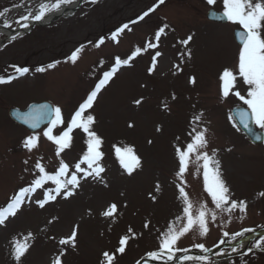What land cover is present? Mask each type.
I'll return each instance as SVG.
<instances>
[{
	"label": "rangeland",
	"instance_id": "obj_1",
	"mask_svg": "<svg viewBox=\"0 0 264 264\" xmlns=\"http://www.w3.org/2000/svg\"><path fill=\"white\" fill-rule=\"evenodd\" d=\"M55 2L0 0L1 4L21 5L7 9L0 16V25L17 29L25 23L21 16L35 14L41 3ZM153 5H157L154 11L143 20L138 19ZM213 8L222 11V0H216L214 5H209L207 0H164L162 4L158 0H85L70 17L34 27L32 32L15 39L0 38V76L15 77L9 83H0V206H5L20 187L37 178L38 169L34 167L37 161L51 173L62 159L69 164L70 174L87 147L85 134L74 129L70 147L57 156L56 145L43 136L46 127L27 131L9 116L10 108L50 101L62 110L65 123L53 130L54 135H59L103 72L112 68L115 59L128 58L137 47L144 49L129 64L118 67L98 93L93 107L87 110L95 117L93 130L103 140L100 164L104 171L100 177L82 178L72 196L58 195L43 208L35 201L43 198L44 189L26 196L17 215L0 225V264H16L11 255L12 240H23L29 232L32 233L28 241L30 248L21 264H51L61 250L65 253L62 264H100L103 251L115 253L124 235L131 238L125 252L116 253L115 264L153 259L147 254L158 250L160 234L182 214L183 204L176 187L180 181L175 175L178 171L175 146L189 141L188 133L194 126L207 129L208 150L210 154L211 149L217 150L216 159L231 198L245 201L246 209L236 208L231 213L215 209L204 191L202 170L198 173L197 164L190 163L184 174L189 198L194 207L207 203L217 215L215 221L209 217V232L205 236H200L198 231L190 232L178 241L177 247L202 251L194 245L203 243L212 249L236 243L264 229V195H261L264 143L252 144L229 119L233 107H247L234 95L235 91L246 95L247 85L237 76L232 92L223 97L219 80L225 68L238 72L241 46L233 33L241 27L232 22H210L207 14ZM125 24L128 28L113 39L112 33ZM161 27L164 32L157 41L155 32ZM189 35L192 39L187 45L182 44ZM101 38L104 42L97 46ZM149 42L156 47L146 48ZM81 46L83 49L73 63L68 57ZM153 57L155 67L149 72ZM49 64L55 66L49 68ZM12 66L29 71L19 75ZM41 67L45 70L37 71ZM191 77H195V84L190 83ZM136 100L141 103L135 104ZM195 115H201L197 124H193ZM158 126L161 131H157ZM33 134L39 137L38 146L29 151L23 141ZM124 145L134 146L141 158V166L132 174L123 169L115 155L114 146ZM45 188L54 189L55 185L47 181ZM112 203L117 205V212L113 217H105L102 213ZM73 228L77 229L75 247L60 245V239L69 236ZM241 232L243 235L233 238V234ZM261 237L253 238L248 246L232 253L230 247L220 248L207 262L189 256L192 259L175 264H264V246H256ZM261 243L264 245V241ZM153 260L163 264L171 261Z\"/></svg>",
	"mask_w": 264,
	"mask_h": 264
},
{
	"label": "snow or ice",
	"instance_id": "obj_2",
	"mask_svg": "<svg viewBox=\"0 0 264 264\" xmlns=\"http://www.w3.org/2000/svg\"><path fill=\"white\" fill-rule=\"evenodd\" d=\"M71 0H56L55 3L49 5L47 3H41L39 5L38 12L35 14L24 15L20 17V20L25 21L21 24V27L28 28L29 23L27 21L35 20L40 21L44 18L45 14L53 9H59L62 4L70 3ZM95 2V0H93ZM164 0H158V3L162 4ZM209 5H214L216 0H207ZM157 5H153L148 8L138 19L143 20L149 15L150 12L155 10ZM7 11V9L5 10ZM219 14L220 18L226 19L229 22L238 24L241 30L237 33L241 47L239 49L238 59V72L234 73L233 70L225 68L219 76L221 82V94L223 97H228L235 87L237 76L242 78L245 85H247L246 95H241L239 91H235L236 95L247 108H240L236 113L239 117V123L243 125L245 129L251 131L250 123L257 125L259 128L264 129V0H222V11L217 13L213 8L210 9V15ZM3 15V13H0ZM10 27V25H7ZM128 25H123L122 28H118L116 32L112 33V38L116 39L119 32H122ZM164 32V28L161 27L155 32V39L159 41L161 34ZM16 37L13 36L12 39ZM192 39L189 35L187 39L182 40L181 43L187 45ZM104 42L101 38L97 44ZM156 44L147 43L146 48H154ZM83 46L76 48L72 51L68 57L70 61L75 63L81 53ZM141 47L135 48L131 52V55L126 59L117 57L114 65L109 71L103 72L102 78L98 79L94 88L87 94L86 99L79 104L75 110L71 119L67 123V127L64 128L59 135H54L53 130L58 126L64 125V119L62 110L59 106H49L48 104H40L31 107L29 111L18 114V118L22 119L24 123L29 124L33 129L39 128L42 122L47 121V127L43 131V136L49 141H52L56 145V155L60 154L70 147L72 136L71 133L74 129H80L86 136L85 144L86 150L82 153L79 162L75 163V171L69 174V164L62 159L59 161L58 168L53 172H48L45 166L37 161L34 165L35 169H38V176L34 178L27 186L20 187L7 202L5 206H0V225H4L9 217H15L21 206L26 202V196L36 192L37 189H44L43 198L38 199L35 202L43 208L48 201H53L58 195H62L67 198L74 194L75 188L80 184L82 178L88 176H94L99 178L100 174L104 171L100 161L103 157V152L100 150L103 143L102 138L93 130L92 126L95 123V117L87 113V110L93 107L94 101L97 98L98 93L109 83L112 77L116 74L120 65L129 64L137 55L143 51ZM160 55L159 52L156 53ZM190 55V53H189ZM58 63V62H57ZM55 64H49L48 67L52 68ZM15 72L19 75H23L28 72V68L12 66ZM155 67V57H153V67L149 68V72L153 71ZM179 66H177L178 68ZM44 68H38L37 71L43 72ZM15 77L13 75L0 76V83H9ZM195 77L190 78V83L195 84ZM139 105L141 100L134 101ZM167 107V105H165ZM87 113V114H86ZM229 119L235 122V117L230 116ZM201 121V115H195L193 117V124H197ZM129 127H133L129 124ZM157 131H161L158 126ZM207 129H200L199 127H192L188 133L189 141L186 144L175 146V156L178 161V171L175 173L180 183L176 185L178 188L179 196L181 200L182 214L177 215L175 219L167 226L166 231H163L159 236V246L157 251L149 252L147 255L153 259L166 258V260H172L175 253L178 251H188L187 249H180L177 247L178 241L190 232H197L200 236H205L209 232V217L212 221L216 220V211L210 209L207 203H200L198 207H194L192 200L189 198L188 192L185 190L184 174L189 170L190 163L197 164V172L202 170L203 173V188L204 191L211 197V203L215 205V209H219L221 212L231 213L233 209L239 208L241 211L246 209V202L243 200L237 201L231 198V192L226 182L223 180L220 172V162L216 159V149H211V154L208 150L209 141L207 138ZM179 139V138H177ZM259 139V137H257ZM39 137L36 134L30 135L25 138L23 145L26 149L31 151L38 146ZM152 143V141H149ZM115 148V155L119 160L120 165L128 173L132 174L137 168L141 166V158L137 155L134 146L124 145L123 147ZM193 157L195 160L193 161ZM202 162V163H200ZM27 163V161H25ZM82 164H86L87 167H82ZM82 174V176L80 175ZM47 181H51L55 188H45ZM156 190H160V186L157 183ZM264 195V193H261ZM155 200L156 197L152 196ZM117 212V205L115 203L110 204L106 210L102 213L105 217H113ZM51 222V221H50ZM148 225L146 224L145 227ZM245 231H251L246 229ZM132 232V229H129ZM134 235V233H133ZM227 236L228 233H225ZM243 235L241 233L233 234V238ZM77 229L73 228L71 234L65 238L60 239L59 244L62 246L76 245ZM32 238V233L29 232L23 240L13 238L11 255L14 257L16 264H21L22 257L30 248L28 243ZM131 237L124 235L119 240V247L115 253L109 251H103L100 264H115L116 253L123 254L126 250V245ZM264 237L256 241V246L261 247ZM223 243V241H221ZM195 248L201 249L207 253L210 251L203 243H197ZM233 251H236L234 248ZM251 251V249H249ZM64 251L61 250L58 255L51 261V264H62L61 257L64 255ZM183 259H192V257L185 256ZM196 260L205 261L209 260L207 255L195 257ZM139 264V262H138Z\"/></svg>",
	"mask_w": 264,
	"mask_h": 264
},
{
	"label": "water",
	"instance_id": "obj_3",
	"mask_svg": "<svg viewBox=\"0 0 264 264\" xmlns=\"http://www.w3.org/2000/svg\"><path fill=\"white\" fill-rule=\"evenodd\" d=\"M85 0H79V3H78V6L77 8H75V11L84 3ZM216 10V9H215ZM74 11V12H75ZM217 13H220L221 11L219 10H216ZM207 18L212 21V22H216V23H228L229 21H227L226 19H222L220 18L219 14L213 16V15H210V10L208 11V14H207ZM240 31V29H236L234 31V37L236 39V41L238 42V44H240V41H239V37L237 35V33ZM241 45V44H240ZM40 104H48L49 106H53L52 103L48 102V101H42V102H35V103H32L30 104L26 109H19V108H11L10 109V116L13 120H15L17 123H19L20 125L24 126L25 128H27L29 131H32V132H35V131H38L40 129H42L43 127H45L47 125V121L45 122H42L39 126V128H36V129H33L29 126V124L27 123H24V121L22 119H19L18 118V114L20 113H24V112H27L29 111V109L31 107H34L36 105H40ZM240 108H245L244 106H236L232 109V115L235 117V121L237 123V125L240 127V129L244 132V134L250 139V141L252 143H255V144H261L264 142V131L258 129L255 124L253 123H250V128H251V131H249L248 129H245L243 127L242 124L239 123V117L236 116V113L239 111ZM257 137H259V139H257ZM258 236H264V230H260V231H256L254 232L253 234H251L250 236H247L243 239H241L238 243H241L243 241H250L251 239L255 238V237H258ZM237 243V244H238ZM229 245H223L221 246L222 247H227ZM219 248H212L210 249L209 252L205 253V252H201V251H190V252H184V253H181L180 255H177L173 258L172 261L170 262H166L167 264H173L175 262H178L179 260H181L182 258H184L185 256H190V255H195L197 257L199 256H204V255H207L208 257H211V256H214V253L218 250ZM163 262L161 261H154V260H141L139 261V264H162ZM138 264V263H137Z\"/></svg>",
	"mask_w": 264,
	"mask_h": 264
},
{
	"label": "bare ground",
	"instance_id": "obj_4",
	"mask_svg": "<svg viewBox=\"0 0 264 264\" xmlns=\"http://www.w3.org/2000/svg\"><path fill=\"white\" fill-rule=\"evenodd\" d=\"M79 3V0L76 1L73 4H63L61 5V7L59 9H55L53 11H51L50 13H48L45 18H43L42 20H40L38 23H35L34 21H32L30 24L34 25V26H47L61 18L64 17H70L72 16L75 12V8H77ZM25 31L23 27H19V29L17 30H11L9 27L7 26H0V38L5 37L4 40L8 41L11 40L13 36H19V35H23L25 34ZM251 241H244L240 244L234 245L233 247H231V252H234L233 249H237L240 248L242 245L243 246H248L250 244Z\"/></svg>",
	"mask_w": 264,
	"mask_h": 264
},
{
	"label": "trees",
	"instance_id": "obj_5",
	"mask_svg": "<svg viewBox=\"0 0 264 264\" xmlns=\"http://www.w3.org/2000/svg\"><path fill=\"white\" fill-rule=\"evenodd\" d=\"M22 1V0H21ZM13 4H11L12 6ZM9 3L7 4H1L0 3V13H4L6 9L10 8L11 7Z\"/></svg>",
	"mask_w": 264,
	"mask_h": 264
}]
</instances>
